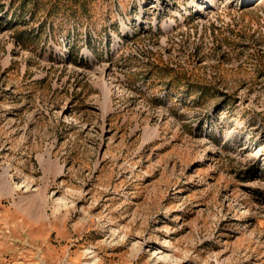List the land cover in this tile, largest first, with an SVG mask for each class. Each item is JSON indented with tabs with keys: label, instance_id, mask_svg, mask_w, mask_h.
Returning <instances> with one entry per match:
<instances>
[{
	"label": "rangeland",
	"instance_id": "rangeland-1",
	"mask_svg": "<svg viewBox=\"0 0 264 264\" xmlns=\"http://www.w3.org/2000/svg\"><path fill=\"white\" fill-rule=\"evenodd\" d=\"M0 264H264V0H0Z\"/></svg>",
	"mask_w": 264,
	"mask_h": 264
},
{
	"label": "bare ground",
	"instance_id": "bare-ground-1",
	"mask_svg": "<svg viewBox=\"0 0 264 264\" xmlns=\"http://www.w3.org/2000/svg\"><path fill=\"white\" fill-rule=\"evenodd\" d=\"M20 187H21V184H19V185L16 186V188H20ZM165 246H167V245L164 242V244L161 247H165Z\"/></svg>",
	"mask_w": 264,
	"mask_h": 264
}]
</instances>
